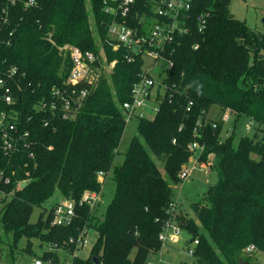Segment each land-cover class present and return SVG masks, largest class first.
<instances>
[{"label":"trees","instance_id":"1","mask_svg":"<svg viewBox=\"0 0 264 264\" xmlns=\"http://www.w3.org/2000/svg\"><path fill=\"white\" fill-rule=\"evenodd\" d=\"M231 2H194L196 13L211 12L206 31L177 39L170 55L175 65L167 79L175 86L161 97L154 118L139 120V135L132 138L118 165L115 156L126 128L120 105L130 99L144 58L129 62L124 51L107 46L109 59L118 62L82 101L75 118L53 116L40 108L71 67L67 60L62 70L64 58L48 38L58 45L71 43L97 51V39L106 37L113 21L103 10L104 0H39L37 7L26 9L20 0L9 7L11 21L0 26V77L7 78L12 66L26 76L8 79L17 101L6 105L0 99V114L9 108L18 110L19 126L31 134L30 150L14 155L9 168L16 171L13 187L25 178L29 184L19 186L0 207V221L5 231L13 233L12 250L25 237L26 251L47 259L54 252L35 253L33 238L41 246L62 245L89 229L98 237L89 256L75 257L76 264H148L150 255L163 247L160 234L169 218L174 185L182 180L179 172L191 155L188 145L195 139L197 121L218 105L238 117L253 118L257 125L253 135L242 131L236 146L233 136L222 139V120L211 119L217 122L215 128L211 122L204 126L205 150L200 159L216 158L212 169L218 182L207 190L205 203H192L197 219L184 218L189 241L199 240L191 264L257 263V254L249 255L245 249L255 244L264 253V34L235 17ZM7 3L0 0V22ZM197 42L200 46L194 48ZM3 91L0 88V94ZM153 154L164 163L165 174ZM0 159H4L1 135ZM110 171L116 187L103 217L88 204H77L70 226H52L56 203L43 207L38 220L31 221L35 207H42L56 189L79 201L85 190L100 192ZM101 172L105 181L100 180ZM180 217L177 213L176 220ZM69 246L73 251L75 245Z\"/></svg>","mask_w":264,"mask_h":264},{"label":"built area","instance_id":"2","mask_svg":"<svg viewBox=\"0 0 264 264\" xmlns=\"http://www.w3.org/2000/svg\"><path fill=\"white\" fill-rule=\"evenodd\" d=\"M20 0H8L0 26L11 21L9 7L15 5ZM24 8L37 7L39 0H21ZM196 0H104L103 10L113 16V21L109 24L106 37L97 39L99 49L83 50L79 46L65 43L58 45L51 37L49 41L55 44L63 56L62 70L66 68L67 60L70 62V69L62 79L61 84H56L51 90L50 100H44L40 108L50 110L53 116H60L64 119L76 117L82 101L91 94L99 82L108 78L118 62V58L109 59L106 47L112 51H124L125 59L129 62L138 57L144 58V66L139 75V79L133 83L130 91V99L124 101L120 107L126 123L135 117L154 118L159 110L161 97L175 86L167 82L169 70L175 65L170 57L175 51V45L179 37L185 36L192 31L203 33L206 31L211 12L204 10L195 12L194 2ZM2 23V24H1ZM12 34V32H11ZM197 42L194 48H198ZM165 59L168 66L159 72V78L153 76V71L158 68L160 60ZM5 76L0 77V88L4 91L0 94V99L6 105H12L17 101V96L8 87V79L15 81L16 75L24 78L26 72L20 70L18 66H12ZM18 90H22L21 83L16 81ZM192 102H190V105ZM148 108V109H147ZM230 109H226L219 118L223 122L230 118ZM20 112L14 108L4 110L0 114V135L2 140V150L4 159H0V204L14 197L16 189L23 182H29V178L16 182L12 186L16 171H10V163L14 155L23 150H30L31 134L29 130L23 129L18 124ZM209 122L213 127H217V122L208 118L206 113L204 118L197 121L194 131L195 139L189 143L191 152L189 161L182 166L179 172L181 179L189 177L198 164L204 168L212 169L214 161L209 158L207 161L200 159L205 150V144L201 138L204 126ZM45 124H48L46 121ZM255 120L249 117V122L244 129L245 135H253L255 132ZM30 157L34 153L29 152ZM11 172V174L9 173ZM29 175V172H27ZM103 176V173H100ZM101 200L100 192L95 190H85L79 201L74 198H65L63 202H58L54 207V217L52 226H70L77 215V204H88L91 209ZM178 210L174 202L168 209L169 218L160 234L163 245L168 241L175 243L180 239L182 227L176 222ZM90 230L84 229L77 237H71L66 244L45 243L47 251L54 252V255L44 259L34 256L30 264H76L75 257L79 256L78 251L89 244ZM198 239L192 242L189 248V255L194 257L195 246ZM70 244L75 248L70 252ZM245 251L250 254H257L264 257V253L255 244H250ZM180 264H191V261H183Z\"/></svg>","mask_w":264,"mask_h":264},{"label":"rangeland","instance_id":"3","mask_svg":"<svg viewBox=\"0 0 264 264\" xmlns=\"http://www.w3.org/2000/svg\"><path fill=\"white\" fill-rule=\"evenodd\" d=\"M231 11L235 17L247 22L248 26L264 34V0H232ZM91 24L94 26L93 18H91ZM168 66V62L165 59L160 60L158 68L154 70L153 76L157 79L159 78V72ZM148 109V108H147ZM223 109L218 105H213L209 112L208 118L216 119L221 118L224 114ZM139 118L135 117L130 119L126 123V128L123 132L122 139L118 148V153L115 156L114 165L121 164L124 160L125 153L127 152L131 140L134 136L139 135L138 124ZM249 122L248 116H240L234 112H230V118L223 122L221 137L226 139L227 137L233 136L234 145L238 144L241 132L244 131L246 124ZM257 125V124H256ZM263 133V132H261ZM264 135V134H263ZM159 168L165 174L164 163L153 154ZM214 161L216 158H211ZM209 169V168H208ZM204 168L202 164H198L194 169L193 173L186 178H183L180 183L174 185L173 202L177 206L178 212L181 214L180 219L176 222L183 227L185 223V217H193L197 219L196 214L192 208V203L197 200H205L207 190L210 186L218 182V173L213 168L208 170ZM115 181L112 178V171H110L109 176L106 181L102 184V189L100 191L101 200L95 204L93 211L97 212L100 217H103L106 208L108 207L110 201L112 200L115 193ZM64 197L60 193L59 189H56L55 193L47 201L43 203V206H37L34 209L33 215L31 217L32 222H36L43 207L51 208L58 202H63ZM204 201L203 203H205ZM2 204H0L1 207ZM1 214V212H0ZM202 231H205L201 227ZM207 233V231H205ZM89 244L78 251V255L82 257H87L90 254V250L96 241L98 234L94 230H90ZM0 264H30L32 258L35 256L26 251L27 239L22 238L17 247L12 250L11 243L13 241V233L5 231L2 222L0 221ZM190 235L188 231L183 227L180 239L175 243H170L169 241L163 245V247L158 251L154 252L149 257L148 264H180L183 261H192L189 255V248L193 245L190 241ZM33 249L35 253L41 254L46 249L47 246L44 244L41 246L40 240L38 238H33ZM256 264H264V257H258Z\"/></svg>","mask_w":264,"mask_h":264},{"label":"water","instance_id":"4","mask_svg":"<svg viewBox=\"0 0 264 264\" xmlns=\"http://www.w3.org/2000/svg\"><path fill=\"white\" fill-rule=\"evenodd\" d=\"M29 184V182H23L22 184H21V186L22 187H25V186H27ZM94 260L97 262L98 261V258L97 257H94Z\"/></svg>","mask_w":264,"mask_h":264},{"label":"crops","instance_id":"5","mask_svg":"<svg viewBox=\"0 0 264 264\" xmlns=\"http://www.w3.org/2000/svg\"><path fill=\"white\" fill-rule=\"evenodd\" d=\"M100 180L101 181H105L104 179H103V177L102 176H100ZM170 242V241H169ZM170 243H172V242H170Z\"/></svg>","mask_w":264,"mask_h":264}]
</instances>
